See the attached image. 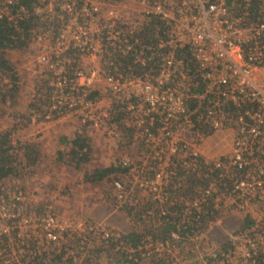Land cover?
Returning <instances> with one entry per match:
<instances>
[{"label": "trees", "instance_id": "16d2710c", "mask_svg": "<svg viewBox=\"0 0 264 264\" xmlns=\"http://www.w3.org/2000/svg\"><path fill=\"white\" fill-rule=\"evenodd\" d=\"M61 1L52 0L53 9L49 11L47 7L49 0H13L8 5L10 15L0 17V117H6L8 120V123L0 128V184L40 172L38 166L46 157V153L38 137L30 134L34 129L32 125L51 122L70 111L77 112L66 105H59L56 108L51 106L54 87L50 82L54 67H50V64L55 65L61 59H69L72 56L70 59L74 61L67 62L66 74L73 80L74 72L82 68L79 65V57L75 56L83 54L78 48L70 47L61 56L52 51L56 38L62 32L68 18L61 10ZM2 3L0 0V7ZM242 3H244L242 0H228L231 13L245 17L243 25L264 20V0H252L247 9ZM22 7L27 9L26 13ZM36 7H42V13L36 12ZM119 28L122 31V38L128 39L133 47L122 53L103 32L102 62H113L118 71L115 69L112 71L125 76L155 77L162 67L164 57L173 50L169 44L159 45L168 37L171 25L159 16L151 15L141 19L132 16L124 17ZM38 42L40 44H37ZM44 42H48L49 48L45 55L47 60L41 63L45 70L42 77L36 82H31L28 80L29 69L25 64L28 63L30 54L34 52V46L40 47ZM116 45L119 46V43ZM174 51L178 58L185 59L191 66L196 65L188 45L176 47ZM27 80L31 84L29 90H25ZM204 88L205 84L196 78L184 90L190 94L187 101L189 108L195 109L199 104L208 103L204 100H212V95L205 99L197 96L199 92L205 90ZM89 90V98L93 101L100 98V89L90 87ZM133 102L136 108L128 109L127 101L113 98L108 118L110 122L118 125L119 137L127 138L129 143H133L136 140L135 136L141 134L139 142L143 144V148L149 150L148 145H154L152 138L159 136L156 130L159 118L156 117L155 124L150 125V118L143 116L145 123L139 124L146 104L137 98ZM140 107L143 108L139 109ZM48 115L51 118H47ZM195 115L197 113L193 114L194 118ZM197 116L194 132L198 130L202 136L212 134L214 129L204 122L202 116ZM228 125L233 123L228 121ZM146 128H149L151 137L145 133ZM160 142L164 143V139ZM156 149L160 148L150 150L153 152ZM54 156L56 162L78 172L84 184H96L105 180L113 186V182L121 180L120 175L130 169V166H123L121 163L105 167L95 165L90 127H81V124L70 133L58 135V147ZM184 158L188 162L182 165ZM190 159L191 157L182 152L170 156V168L174 174L166 184H163L160 191L162 201L155 194L147 195L146 192L142 193L143 190L141 194L139 193L141 190H137L132 195L134 198L131 200L134 202L131 203L129 197L117 205L130 223L128 231L114 229L113 235L108 237L102 232L94 235L90 231L86 233V237L91 243L81 244L83 237L78 236L77 231L62 230L61 237L49 241L47 236V239H40L34 235L22 238L18 235V228L13 224L14 228L9 234H0V264H172L175 263V259L171 257L169 249L176 246L180 247L179 254L182 256L180 260H190L197 251L193 240L206 233L223 215L224 204L217 206L216 199L222 195H231L229 193L233 188V181L229 177L225 176L226 181L220 180L214 162L206 161L202 156L197 158L195 163H191ZM152 166L154 170H151L149 177L155 175L157 162ZM236 207L237 205L233 204L229 209ZM38 209L39 214L44 215L49 210L48 204L45 203ZM255 223V218L246 213L240 229L227 236L218 248L213 249L208 262L224 260L228 264H262V256H257L254 261L247 258L239 261L228 259L237 242L234 239L247 234V237L253 236L251 229ZM11 237L19 243L17 248L24 250V253L20 252L18 260L11 257L12 247L15 246ZM41 240L44 245L40 243ZM158 245H162L160 251L156 250ZM184 247L191 249H183Z\"/></svg>", "mask_w": 264, "mask_h": 264}, {"label": "built area", "instance_id": "2783aa9c", "mask_svg": "<svg viewBox=\"0 0 264 264\" xmlns=\"http://www.w3.org/2000/svg\"><path fill=\"white\" fill-rule=\"evenodd\" d=\"M2 1L0 17L10 15L8 5L13 2ZM242 1L247 9L252 0ZM122 6L127 9L125 15L120 14L119 7ZM47 7L52 11V0H49ZM60 7L68 18L52 48L57 56L73 47L83 54L102 57L103 32L122 53L127 52L133 44L122 38L119 28L122 19L132 16L141 19L151 15L162 17L171 25L168 37L159 45L169 44L173 50L164 57L162 67L155 77H131L115 73L112 69L118 71V68L113 62L106 61L77 69L73 80L66 74L69 59H61L55 65L51 63L50 67H54L50 82L54 87L52 108L66 105L70 109L80 110L81 127L99 128L101 121L93 111L95 101L89 98V88L95 83L102 82L114 98L127 101L128 109L136 108L133 102L135 98L143 101L146 108L142 110L139 124L145 123L143 116L150 118V125L155 124L156 117L159 118L156 130L164 139L167 155L164 154V149L153 151V162H157L155 175L140 178L137 185L142 189L147 188L161 201L163 184L174 174L170 168V156L182 152L191 157V163H195L201 156L200 146L193 145L183 137L186 130L194 132L197 115L202 116L214 131L233 126L236 138L232 153L217 159L214 162L215 169L219 172L220 180L226 181L225 176L232 179L233 188L229 194L236 198L242 197L236 201L237 207L243 199L247 201L257 195L264 196V20L243 25L245 17L231 13L228 0H62ZM22 9L27 12L26 8ZM35 10L39 14L43 11L42 7H36ZM91 23L96 24V45L92 41L93 31L88 28ZM186 45L189 46L196 65L191 66L185 59L176 56L174 49ZM47 53L48 51L40 53L44 61L47 60ZM196 78L205 84V90L197 96L201 99L211 95L213 97L212 100H204L208 101L206 105L199 104L191 109L187 104L190 94L184 90ZM141 108L143 107L139 109ZM194 113H197L195 118ZM47 118L51 117L48 115ZM228 121L233 125H228ZM145 133L151 137L149 128L145 129ZM194 133L198 141L205 137L198 130ZM111 134L113 137L119 135L117 130H112ZM129 162L128 158L120 161L123 166H129ZM187 162L184 158L182 165ZM113 185L115 196L125 201L128 194L123 181L115 180ZM22 196L16 192L7 195V191L0 186V219L7 221V224L0 226V234H9L14 228L13 224L16 225L21 220L19 205L24 202L21 200ZM7 199L12 204L8 208ZM241 209L249 210L245 205ZM55 224L53 216L47 213L41 217H27L21 222V225L29 227L40 226L49 241L58 237ZM21 225L15 227L20 228ZM101 228L105 237L113 235V230L104 226ZM18 235L22 236L19 232ZM245 245L244 256L253 261L257 256H262L264 264V231L247 238ZM161 249L162 245L156 248L157 251ZM205 264L228 263L218 260L211 263L206 261Z\"/></svg>", "mask_w": 264, "mask_h": 264}, {"label": "rangeland", "instance_id": "374dc122", "mask_svg": "<svg viewBox=\"0 0 264 264\" xmlns=\"http://www.w3.org/2000/svg\"><path fill=\"white\" fill-rule=\"evenodd\" d=\"M119 8L121 9L120 14L125 15L127 10L126 7L122 6ZM88 28L92 29L91 31H93L92 41L96 45L98 43L97 37L96 35H94L96 24L91 23L90 27ZM47 43H42V46L40 47L34 46V52L30 54V56L28 57V63L25 64L29 69L27 70V77L31 82H36L39 77H42V73L45 70V68L41 64L44 59L41 58L40 52L48 51L49 48L47 46ZM37 44H40V42H38ZM59 48L61 49L62 47L59 46ZM75 56L79 57V65L82 68H87L90 65H96L95 63H97L98 65L99 63L102 64L101 57H94L87 54H75ZM70 58V62L74 61ZM28 80L26 81L27 86H25V90L31 89V84ZM93 87L95 89L101 90V96L100 98H96L93 110L96 117L100 119L101 126L99 128L90 127L91 135L93 138V147L95 150L94 164L101 167L118 165L121 159L128 158L130 161V169L124 174H121L120 178L125 184L127 191L126 194H128V198L130 197L131 203L134 202V200H131L134 198V196L132 195L137 190H141L139 191V193H141L143 190L144 192L142 193L146 192L147 195L154 194L147 190V188H139L137 183L140 178L149 177L151 170H154L152 166L154 165L153 152L150 149L156 147L160 148V150L164 149L163 143L159 141V139H161L162 137L156 136L154 140L152 139L154 145H148L149 150L143 148V144L139 142V139L141 140L142 138L141 134L135 136L136 138L134 139L136 140H134L133 143H129L126 140L127 138H121L122 136L119 137L120 132L118 125L110 122V119L108 118L114 95L106 88V86L102 82L95 83ZM80 113V110H77V112L70 111L67 112L65 116L51 122H41L39 124L32 125L34 129L30 134L36 135L38 137L46 153V157L40 163L41 165L38 166V168H40V172L36 174L26 175L22 178L10 179L4 184H0V186H2V189L4 191H7V195H12L14 192L21 193L23 195L21 200H23L24 202L19 205L22 218L19 222H17L16 226L21 225L22 219H27V217L43 216L39 214L38 208L43 207L46 203V205L48 204L49 209L47 215L50 214L55 219V230H58V237L62 236V230H66L68 232L77 231L78 236L83 237V240H81V244H84L85 242H88V244H90L91 240L87 239L86 233L91 231L94 233V235L99 234L101 232L102 226L111 230L118 229L123 231L120 227H116L110 224V221H101L99 219L102 214L105 215L109 210L106 205L118 211H121L117 208V205L119 206V204L123 202L118 198V200L116 199L114 185L112 186L110 182L104 180L101 183L84 184L81 181V176L78 174V172L69 169L68 167L62 165L60 162L55 161L54 155L55 150L58 147V135L70 133L72 130L77 129L80 126ZM7 123L8 120L6 117H0V128ZM112 130H118L119 135L113 137L111 134ZM183 137L193 145H199L201 156L205 158L206 161L208 160L210 162H215L217 159H221L227 154L231 155L232 147L234 144L233 141L236 138V136H234L233 126H227L222 131H214L212 134L205 136L202 141H198L197 135L192 130H186L183 134ZM158 145L160 146L158 147ZM154 151L158 152L157 150ZM164 154L167 155L166 150ZM155 196L157 197L156 194ZM238 198L241 199L242 197L240 196L236 198L234 195H222L217 200L219 202L218 206L224 204L223 206L221 205L224 209L223 214H225L222 218L227 216V213L230 211H235V213L239 211L238 213L241 217L240 220L241 223H243L245 214L250 213L256 220V223L251 229V231H253V236L259 232H263L264 196L257 195L256 198L247 201L243 199L242 201H240L241 204L238 207L229 209V207H231L233 204H236ZM6 202V208L12 205L9 199H7ZM244 205L247 207V209H249L248 211L241 209L244 208ZM123 214L125 215L124 212ZM116 219L117 217L115 216L112 220ZM227 220L228 223L225 227L232 229L229 233H227L231 235L232 233H234L237 226L241 225V223L240 221L238 223L237 216H233L232 218H229ZM5 224H7V221H3L0 219V226ZM117 224H119L121 227L125 226V222L122 220L117 221ZM18 230V232L21 233L22 238L29 237V235L37 236L40 239L46 238V232L42 230L40 226L29 227L21 225L20 228L18 227ZM210 232L211 236L213 230H211ZM219 235H221L220 232H214V239L210 238L209 240L207 239L206 233H203L198 238H195L193 241L194 245H196L195 248L197 249V251L196 254H194L188 261L180 260V258L182 257L179 254L180 247L176 246L175 248H170V255L173 259H175V263L172 264H205V262L209 259L208 257L213 252V249L218 248L222 243V240L224 239V236L222 235V238L220 237L219 239H217ZM247 235L243 236L242 238L238 237L234 239L237 240V242L233 252L228 258L229 260L233 259L239 261L240 259L246 258L244 256V251L246 249L245 242L247 238L253 237L251 235L247 237ZM11 238V241L15 243V246L12 247L11 257L13 256L14 260H18L20 258V252L24 253V250H19L17 248V246H19V243L15 241L13 237ZM40 243H43L44 245L43 240H41ZM81 249H83V246H81ZM183 249L191 248L184 247ZM162 254H164V252Z\"/></svg>", "mask_w": 264, "mask_h": 264}, {"label": "crops", "instance_id": "0c3cea01", "mask_svg": "<svg viewBox=\"0 0 264 264\" xmlns=\"http://www.w3.org/2000/svg\"><path fill=\"white\" fill-rule=\"evenodd\" d=\"M43 128H45V127H43ZM106 207L109 209L108 211H107V213L104 215V214H102V216H100L99 217V219L102 221V220H107V221H110L109 223L110 224H112L113 226H116V227H120L124 232H126L128 229H129V222L126 220V217H125V215L123 214V212L122 211H118V210H116V209H114V208H111L110 206H108V205H106ZM239 212V211H238ZM235 213V211H230V212H228L227 214V216H225L224 218H222L223 217V215H225V214H223L221 217H219L213 224H212V226L209 228V230L206 232V236H207V239H209L210 240V238H213L214 239V236H213V233L214 232H220L221 233V235L222 236H224V239L223 240H225V238L228 236V235H230V234H227V233H229L232 229H229V228H227V227H225L226 226V224L228 223V220L227 219H229V218H232L233 216H237V218H238V223H239V221H240V223H241V217L239 216V213ZM235 213V214H234ZM236 214H238V215H236ZM104 215V216H103ZM117 217V219L116 220H112L113 219V217ZM124 219V220H123ZM96 220V219H95ZM119 220H122V221H124L125 222V226H123V227H121L119 224H117V221H119ZM112 221V222H111ZM241 225H242V223H241ZM241 225L239 226H237V228H236V230L235 231H237L240 227H241ZM211 230H213V232H212V235L210 236V231ZM234 231V232H235ZM221 235H219L218 237H217V239H219L220 237L222 238V236ZM225 235H226V237H225ZM222 240V241H223ZM212 242V241H211Z\"/></svg>", "mask_w": 264, "mask_h": 264}]
</instances>
